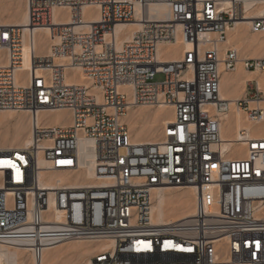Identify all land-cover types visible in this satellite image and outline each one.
Instances as JSON below:
<instances>
[{
	"label": "built area",
	"instance_id": "built-area-1",
	"mask_svg": "<svg viewBox=\"0 0 264 264\" xmlns=\"http://www.w3.org/2000/svg\"><path fill=\"white\" fill-rule=\"evenodd\" d=\"M247 1L263 9L249 15ZM26 26L0 24V111L68 110L72 124L32 126L23 148L0 147V242L99 245L91 264H264V57L224 46L228 31L250 20L264 33V0H27ZM167 13L151 14V5ZM142 8L139 17L137 6ZM94 10L85 13V8ZM64 8L57 22L54 10ZM98 15V20L89 17ZM250 18V19H247ZM138 23L131 34L120 26ZM24 27L32 51L24 79ZM50 30L39 56L35 35ZM129 36L128 39L125 37ZM182 42L184 56L166 62L162 44ZM259 73L242 97L220 94L224 73L238 63ZM78 68L88 84L67 81ZM72 73V72H71ZM157 74H164L156 81ZM21 82V83H20ZM171 106L173 121L156 143H134L125 116L132 107ZM244 112L233 145L220 147L224 116ZM37 120V119H36ZM93 142L94 183L52 182L81 173L79 143ZM41 161L44 164H41ZM75 183V182H74ZM196 188L193 215L155 223L153 192Z\"/></svg>",
	"mask_w": 264,
	"mask_h": 264
},
{
	"label": "bare ground",
	"instance_id": "bare-ground-1",
	"mask_svg": "<svg viewBox=\"0 0 264 264\" xmlns=\"http://www.w3.org/2000/svg\"><path fill=\"white\" fill-rule=\"evenodd\" d=\"M253 2L254 1L246 2V8L248 10L249 15H261L263 13L262 7L253 6ZM91 10H94V8L87 7L85 8V13ZM167 10L168 8L165 4L151 5L149 8L151 14L159 12L161 17L165 16ZM64 12L68 13L64 8H56L54 10L55 21L67 22L68 17L61 16ZM141 12L142 8L138 5V17ZM10 15L12 19L8 20V17ZM91 19L98 20L99 17L98 15H94L92 17H89V20ZM28 23L29 8L27 0H0V24L26 26L28 25ZM140 26L141 25L138 23L129 24L125 27H118L117 31L126 29L131 34L132 31H135L136 29L140 28ZM24 28V59L23 67L17 74L18 81L25 78L28 73V69H30L31 67L32 51L29 47L28 42L29 29L28 27ZM250 28V20L238 22L235 27L231 28L228 31V39L224 43V46H232L238 51L241 50L239 51L241 57H264V33H253ZM49 37L50 30L48 28H39L36 30L35 50L37 55L46 56L51 53ZM125 38L128 39L129 36ZM159 56L163 61L166 62L181 59L184 56V48L182 46V42L168 43V45H160ZM257 74L259 73L246 70L241 64V62H239L233 75H230V73L223 74L220 89L221 96L225 99L231 100L240 98L244 93L246 83L248 81H251ZM262 76H264V74H262ZM67 81L80 84H88L87 77L83 73H81L78 68H69L67 70ZM160 107L161 111L156 114L153 120L149 122L148 126H141V124L139 125V120L136 118V116H132L129 119L130 129L134 134V137L132 138V141L134 143H156L157 137L155 138V136L158 135L156 134V132L159 129H156V125L159 120L161 119L163 126L173 121L174 113L172 107L167 105H162ZM142 112L146 113L145 110H142ZM23 114H18L15 110L0 111V147L23 148L30 145L32 142V126L34 123H36V121L38 124L44 126H69L72 124L70 112L64 109L56 111L42 109L38 112L37 118L35 117V115L32 116L31 114L28 123L25 122ZM168 115L169 118H166V116ZM126 119L128 120V118ZM224 119L225 122L222 127L221 134L222 139L226 142L221 143L220 147L224 150L229 149L232 145L234 147H239V145H237L234 140L237 138L238 132L242 127L251 128L249 120L247 119L246 115L242 110L236 108H232L231 112L224 116ZM127 120H125L124 122H127ZM259 126L262 130V133H264V123L260 124ZM92 147L93 142L90 139L82 138L80 140L79 153L83 169L81 170V173L78 175V177L75 179V183L71 181L70 177L67 176V174L56 173L53 174V178L51 181L44 184L52 185L54 184L52 182H59L61 184H78L77 182L80 181H83L81 182L83 184L94 183L95 162ZM41 164H44V162L41 161ZM172 189L183 190H178L177 192H175L172 191ZM196 195V188L192 186L184 187L169 184L164 187L155 188L153 192L152 207L153 221L155 223L163 224L193 215L195 211ZM51 244L52 243L45 244L43 255L40 259H38L36 255H34L32 247L30 246L32 245V243L20 244L12 241L0 242V264H58V258L60 257V255L54 252H48L49 250L57 247L55 246L57 243L53 245ZM99 248V245L90 246L88 244L84 247L83 244H77L70 246L67 250H80L82 256H87L89 253L95 252ZM87 264H91V261L89 260ZM239 264L248 263L244 262Z\"/></svg>",
	"mask_w": 264,
	"mask_h": 264
},
{
	"label": "rangeland",
	"instance_id": "rangeland-1",
	"mask_svg": "<svg viewBox=\"0 0 264 264\" xmlns=\"http://www.w3.org/2000/svg\"><path fill=\"white\" fill-rule=\"evenodd\" d=\"M11 15L8 17V20H11ZM241 51V50H239ZM235 71H232V72H229L230 75H233ZM228 73V74H229ZM165 78V75L164 74H157L156 77H155V80L156 81H162L163 79ZM244 94V93H243ZM243 96V95H242ZM241 96V97H242ZM142 110H145L146 113L142 112ZM161 111V107L160 106H137V107H132L129 111H128V114L125 116L124 118V121L127 120L126 118H128L127 122H125L129 129H130V124H129V119L132 117V116H136V118L139 120V125L141 124L142 125H146L148 126L149 122L151 120L154 119V117L156 116V114H158L159 112ZM16 113L18 114H23L24 115V120L25 122L28 123V121L30 120V117H31V114L30 113H27V112H24V111H16ZM26 114V115H25ZM166 118H169V115L166 116ZM161 119L159 120V122L157 123L156 125V129L157 132L156 134H158L157 136H155V138L157 137L158 139H160V135H161V132H162V128H163V124H162V121ZM162 124V125H161ZM161 125V126H160ZM131 130V129H130ZM161 131V132H160ZM130 133L132 134V138L134 137V134L132 132V130L130 131ZM160 133V135H159ZM25 135V134H24ZM160 136V137H158ZM154 138V139H155ZM156 138V140L158 141V139ZM182 191L183 189H172V191ZM175 215V214H174ZM67 241H64V242H60V243H57L55 246V248L49 250L48 252H54V253H57L60 255V257L58 258V264H87V262L93 257L94 255V252L92 253H89L87 256H82L81 253H80V250L78 251H69L67 250L70 246L72 245H77V244H83V246L85 247L86 245H90V246H95L94 244L92 243H89V242H83V241H78V240H70L69 242ZM85 244V245H84ZM79 256V257H78ZM81 257V258H80Z\"/></svg>",
	"mask_w": 264,
	"mask_h": 264
}]
</instances>
